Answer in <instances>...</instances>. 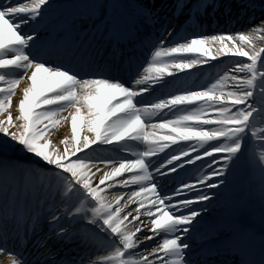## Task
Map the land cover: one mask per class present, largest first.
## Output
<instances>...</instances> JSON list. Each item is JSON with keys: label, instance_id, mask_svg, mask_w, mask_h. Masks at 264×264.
<instances>
[{"label": "snow or ice", "instance_id": "1", "mask_svg": "<svg viewBox=\"0 0 264 264\" xmlns=\"http://www.w3.org/2000/svg\"><path fill=\"white\" fill-rule=\"evenodd\" d=\"M209 7L174 0L192 29L181 33L152 0H0V254L11 264H264V207L257 225L222 192L243 163L264 201V20L208 35L196 29ZM221 57L231 66L214 83L173 88ZM10 241L24 250L12 255Z\"/></svg>", "mask_w": 264, "mask_h": 264}, {"label": "bare ground", "instance_id": "2", "mask_svg": "<svg viewBox=\"0 0 264 264\" xmlns=\"http://www.w3.org/2000/svg\"><path fill=\"white\" fill-rule=\"evenodd\" d=\"M25 3L28 2L24 1ZM152 2L155 3L156 7L160 10V13L162 16L166 17L167 20L170 22V24L178 31L181 33L183 30L187 29L189 32L192 31V29L189 27V25L185 22V17L183 15L181 16H174L173 15V8H174V0H152ZM215 3L218 4V7L213 10L211 7H209L205 13L202 16H206L205 19L203 20V28L208 30V33L212 28L215 29H220L222 28L225 30L224 33H237L240 31L247 32L249 31L254 25H260L261 21L264 20V11H262L259 15L255 16L252 14V11L250 8H248V4L245 2H239L238 0H215ZM201 29V28H199ZM198 28L196 30H199ZM245 29V30H244ZM207 34V33H205ZM222 61V63L220 62ZM246 62V61H245ZM230 65L229 61L223 57L219 58L218 61H212L210 60L207 64L205 65H199L192 71L188 70L190 72V75H185L184 73H179L178 75L181 74L180 76V81L177 84V82L174 83L173 88H176L177 86L180 87L181 84L186 81L191 79V83H184L182 86L186 87H191L193 84L196 83V80L198 78L202 79V76L206 75L208 72H216L219 70L218 68L221 67V65ZM176 85V86H175ZM21 87H23V83L21 84ZM194 90L196 88H193ZM19 95V93H18ZM17 101V98L14 97V104ZM67 114V113H65ZM13 115H16V112H13ZM167 118H173L172 116H169ZM157 122V121H153ZM70 129L67 127H63L59 130V132L54 131L56 134L60 135V137H63L64 134L69 132ZM167 151V150H166ZM163 155V154H161ZM24 158L29 159V156L27 155H22ZM217 160H220V156L217 155ZM209 164L211 163L210 158H204ZM200 161H197L196 164H200ZM213 167H219V164L212 165ZM236 168V166H235ZM234 168V169H235ZM259 177V176H258ZM125 178H127L125 176ZM238 178V177H237ZM235 178L234 183H235V188L232 191H229L228 189L222 190L224 193L223 200L224 201H229L233 199V197H238L241 193V189L245 187L247 184L248 187H253L254 185L252 184V181L250 178L246 176H242L239 179ZM259 179V178H258ZM212 182H216L215 178H213ZM260 186V182H259ZM257 186L256 188L253 189V191L257 192L259 191L258 189L260 188ZM135 186H131V189H133ZM136 191V190H133ZM119 193H111V195H118ZM261 197V192L258 194ZM251 197V196H250ZM242 200H247L244 197H240ZM246 202V201H245ZM247 202L250 203L249 200ZM262 204H264V201H260ZM132 207H135L133 205ZM264 207V206H263ZM261 211V210H260ZM145 223H148L147 220H145ZM143 239V238H141ZM159 239V238H158ZM10 248L14 249L15 251H23L24 248L17 246L15 242L10 241ZM156 244V241L151 242L152 247H154ZM28 249L31 250V245L29 244ZM151 248L145 249L143 247L140 248V251H150ZM106 252H95L93 251L90 254L91 259H95L98 255H106ZM11 256L7 254H0V264H11ZM258 258V257H257ZM87 264V262H86Z\"/></svg>", "mask_w": 264, "mask_h": 264}, {"label": "rangeland", "instance_id": "3", "mask_svg": "<svg viewBox=\"0 0 264 264\" xmlns=\"http://www.w3.org/2000/svg\"><path fill=\"white\" fill-rule=\"evenodd\" d=\"M238 1L239 2H244V3L246 2V0H238ZM192 2H195V0H192ZM247 4L249 6L248 8L251 9L252 14H254L255 16L259 15L262 11H264V8L257 9V8L254 7V5L252 3H250V4L247 3ZM211 31H212V33H210V34H220V33H224L225 32V30H223L222 28H220L218 30L216 29L214 31L211 30ZM210 34H208V35H210ZM224 66L225 65H221V67L218 68L219 71L218 70L216 72L211 71V72H208L206 75L202 76V79H200V85L206 86L207 84L214 83L215 82V79L218 78V74L219 75H223ZM194 69H198V68H193L190 71H192ZM195 90H198V89H195ZM52 139H53V143H56L59 139H62V137H60V135H58L55 132H53ZM17 155L20 158H22V159H27V158H24L22 155H27V156H29V159L31 158L30 154H25L23 152H19V153H17ZM236 166H237V168H236L234 174H236V175H243L244 174V170H243L242 163L237 164ZM132 190H138V188L135 186Z\"/></svg>", "mask_w": 264, "mask_h": 264}, {"label": "trees", "instance_id": "4", "mask_svg": "<svg viewBox=\"0 0 264 264\" xmlns=\"http://www.w3.org/2000/svg\"><path fill=\"white\" fill-rule=\"evenodd\" d=\"M250 3L254 5L257 9L264 8V0H248Z\"/></svg>", "mask_w": 264, "mask_h": 264}]
</instances>
